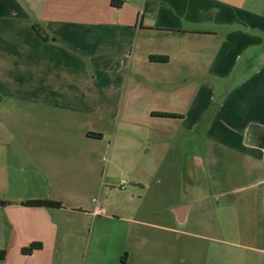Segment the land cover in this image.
Masks as SVG:
<instances>
[{
    "label": "crops",
    "instance_id": "0c3cea01",
    "mask_svg": "<svg viewBox=\"0 0 264 264\" xmlns=\"http://www.w3.org/2000/svg\"><path fill=\"white\" fill-rule=\"evenodd\" d=\"M237 70L244 83L221 99L220 86ZM5 97L33 120L18 121L21 136L7 141L21 148L12 162L26 173L14 171L13 184L0 188L45 196H0L12 202L0 206V264H80L83 225L93 226L83 264H133L150 249L139 252V229H155L159 248L168 246L171 230L186 234L196 205L203 213L218 199V192L201 193L195 204L140 208L138 190L152 187L144 177L176 168L148 172L140 162L154 158L152 147L165 136L200 151L204 142L205 158H216L227 174L238 165L264 175V0H0V100ZM139 130L147 131L140 140L149 145L139 144ZM154 130L166 132L156 137ZM170 150L158 159L178 163ZM177 151L181 161L203 157L197 148ZM122 177L131 185L120 192L132 196L102 205L97 193L122 188ZM161 183L154 184L163 199L168 187ZM219 186L214 190L233 192ZM29 199L63 207L24 205ZM67 210L82 219L67 223ZM34 242L43 247L23 254Z\"/></svg>",
    "mask_w": 264,
    "mask_h": 264
},
{
    "label": "rangeland",
    "instance_id": "374dc122",
    "mask_svg": "<svg viewBox=\"0 0 264 264\" xmlns=\"http://www.w3.org/2000/svg\"><path fill=\"white\" fill-rule=\"evenodd\" d=\"M240 78L243 80L244 76L237 70L227 80L225 79L223 81V85L220 86L218 94L221 99L228 94L233 87H237L243 82ZM248 84L249 83L245 85V88H247ZM16 102L17 101L7 97H5L3 101L0 100V182H8V185L9 183L13 184L16 179L17 174L14 173V171L19 172L21 176L26 172L19 169L17 161L12 162V157L20 158L17 151L21 148L19 149L13 145L9 146L10 143L7 144V141L18 139L21 136L18 135L21 131L16 128V125L20 124L18 121H26L28 123L33 120L29 115H21L19 110H16L18 108L17 106L22 105ZM41 117H51V114H41L37 119L39 123L43 121ZM13 123H15V126L12 127V130L8 129L9 125ZM137 132L140 135L139 144H144V146L149 145L140 140L141 135H144L147 131L139 130ZM152 132V134L157 137L158 133L161 134L166 131L157 132V130H154ZM134 133L135 131L133 130L132 134L134 135ZM22 137L24 136L22 135ZM179 137L181 138V136ZM105 143L107 144V142ZM203 144L201 152L198 146L194 147L190 141L186 140L184 144L180 139L177 141L172 139L171 135L168 137L165 136L163 141L158 143V147H152L151 154L154 157L153 159L149 158L150 160L146 163L141 158L140 162L148 165V172H150V168H153L154 170L152 172H155L159 165L164 166V168L175 165L176 168H172V171L167 170L166 174L164 169H160L159 174H146L147 176L144 177L146 178V185L151 184L153 189L151 187L149 190H138L139 194L135 198V201L140 203V208L144 206L146 208L150 204L156 207L166 208L168 202L172 205L178 201L192 202L195 204L197 198L203 197V195L210 196L212 193L214 194L216 192H218V195H216L218 199L207 202L206 205L202 207V212L204 210L203 213L197 210L200 206L196 205L195 212H197V214L192 222L184 228L186 234L179 236L178 231L171 230V232H169L170 241L168 246L165 245V247L162 246L159 248L157 242L158 233L155 229H139V252L141 253L142 250L147 251L149 246L150 249L147 255L142 256V259L138 258L133 264H264V175L253 171L254 169L250 170L249 167L243 168L238 165L230 167V171L234 175L227 174L226 168L222 171L221 163L217 161L216 158H214L213 161L205 158L207 156L205 150L206 144L204 142ZM167 146H171L170 155L171 157H176L178 163H175L173 158L169 162L166 160L165 162H161L158 159L163 157L164 150ZM181 147L187 148V151L192 153L193 151H191V149L197 148V152H200V154L203 153V157L200 155L199 161H181V157H179L177 151ZM139 154H141L140 151ZM104 155L105 159L104 163L102 162V169L109 163V152L107 151ZM201 158L203 160L200 162ZM200 163L202 167H200ZM211 168L213 169V175L211 174L210 177V173L208 174L207 171L209 172ZM29 170L30 169H27V172ZM201 170L203 171V175H196V173L199 174L202 172ZM248 171L252 172L248 173ZM222 173L225 176L226 182L223 180ZM122 179L123 177L121 181ZM158 180L165 183L166 187H168L163 196L164 200L156 193L157 186L154 183L155 181L158 182ZM227 180H229V182H227ZM221 182L222 185L219 186ZM226 183L233 188V192L227 193L224 191V193L219 192V189L214 190V188H218V186L220 189H223L222 187L228 188ZM130 185L131 183L125 185V187L128 188ZM198 186L204 187L202 192L198 189ZM9 189L8 187V193H5L6 190L4 191L1 189L0 196H9L12 198L45 196V193H35L36 191L31 193L9 194ZM113 189L112 192L104 191L102 195L97 193L96 196L97 198L99 197L102 205L111 204L112 200H118L120 203L124 201L122 198L127 199L126 196H132V193L124 196V194L120 192L125 190L124 188L116 187ZM201 193H203V195ZM114 197L116 198L114 199ZM168 197L169 201H166ZM70 204H72V202ZM122 214L126 215V212ZM77 215L78 214H74V212H69V210L63 212V217L67 220V223H70V221L75 218L82 219L80 215ZM171 219V226L176 227L177 223H175L173 217H171ZM109 225L110 224H107V229ZM92 227V225L91 227L83 225L79 233H77L81 236V244H77V249L79 250H77L79 256L77 260H80V264H83V256L87 253L89 245L87 239L91 237L90 230ZM134 236L135 235H132L129 241L131 247H135L136 244Z\"/></svg>",
    "mask_w": 264,
    "mask_h": 264
},
{
    "label": "trees",
    "instance_id": "16d2710c",
    "mask_svg": "<svg viewBox=\"0 0 264 264\" xmlns=\"http://www.w3.org/2000/svg\"><path fill=\"white\" fill-rule=\"evenodd\" d=\"M36 29H38L36 27ZM38 32L41 33L40 29H38ZM46 38V37H44ZM161 116H168V117H175L176 115H172L169 113H162ZM97 136H100V134H96ZM12 204L11 201L8 200H0V206ZM24 205L32 206V207H47V208H61L63 207V202L53 199H29L23 202ZM43 247L42 242H34L29 246L22 248L23 254H31L35 250L41 249Z\"/></svg>",
    "mask_w": 264,
    "mask_h": 264
},
{
    "label": "built area",
    "instance_id": "2783aa9c",
    "mask_svg": "<svg viewBox=\"0 0 264 264\" xmlns=\"http://www.w3.org/2000/svg\"><path fill=\"white\" fill-rule=\"evenodd\" d=\"M121 182H122L121 183V186H122V188H124L125 187V184H126V181L125 180H122Z\"/></svg>",
    "mask_w": 264,
    "mask_h": 264
},
{
    "label": "water",
    "instance_id": "95a60500",
    "mask_svg": "<svg viewBox=\"0 0 264 264\" xmlns=\"http://www.w3.org/2000/svg\"><path fill=\"white\" fill-rule=\"evenodd\" d=\"M179 225H180V226H182V224H181V223H180Z\"/></svg>",
    "mask_w": 264,
    "mask_h": 264
}]
</instances>
